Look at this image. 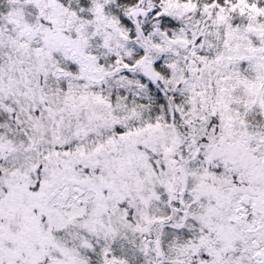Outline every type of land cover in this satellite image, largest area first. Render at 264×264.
<instances>
[{
    "label": "snow or ice",
    "instance_id": "6c2138e0",
    "mask_svg": "<svg viewBox=\"0 0 264 264\" xmlns=\"http://www.w3.org/2000/svg\"><path fill=\"white\" fill-rule=\"evenodd\" d=\"M0 264H264V0H0Z\"/></svg>",
    "mask_w": 264,
    "mask_h": 264
}]
</instances>
